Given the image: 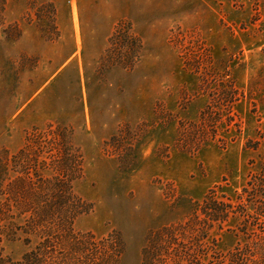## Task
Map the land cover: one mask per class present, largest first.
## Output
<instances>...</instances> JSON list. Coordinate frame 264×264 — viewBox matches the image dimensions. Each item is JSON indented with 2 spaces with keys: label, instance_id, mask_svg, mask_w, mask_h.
Returning a JSON list of instances; mask_svg holds the SVG:
<instances>
[{
  "label": "rangeland",
  "instance_id": "rangeland-1",
  "mask_svg": "<svg viewBox=\"0 0 264 264\" xmlns=\"http://www.w3.org/2000/svg\"><path fill=\"white\" fill-rule=\"evenodd\" d=\"M121 25L142 42L130 68L109 43ZM37 133L33 163L66 155L62 134L80 155L73 227L119 233V264L168 226L183 264H264V0H0V148ZM9 212L0 247L18 259L36 240Z\"/></svg>",
  "mask_w": 264,
  "mask_h": 264
},
{
  "label": "trees",
  "instance_id": "trees-1",
  "mask_svg": "<svg viewBox=\"0 0 264 264\" xmlns=\"http://www.w3.org/2000/svg\"><path fill=\"white\" fill-rule=\"evenodd\" d=\"M116 39L126 48L124 66L132 67L140 56L141 40L124 26L115 28L109 43H116ZM44 137L42 133L29 137L11 155L0 148V220L15 209L19 218L10 220L12 226L28 235L26 243H30L32 237L36 240L18 259L4 254L0 247V264H119L124 248L119 233L97 236L73 227L75 217L85 208L72 185L77 168L78 172L81 169L80 155L70 153L72 144L65 134L61 137L63 150H68L66 155L49 164L44 159L32 162V154L34 159H39L44 151ZM47 169L53 171L52 175L44 174ZM12 174L15 178H11ZM207 201L205 197L202 203ZM223 204L225 202L220 205L213 202V206H207L202 212L212 220L223 222L229 212ZM176 230L175 226H168L154 232V241L143 249L144 264L184 263L186 258L179 247L181 241Z\"/></svg>",
  "mask_w": 264,
  "mask_h": 264
}]
</instances>
